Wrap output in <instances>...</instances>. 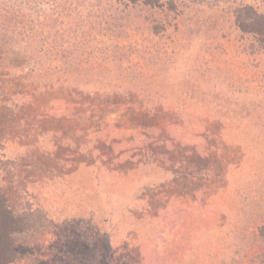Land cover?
I'll return each instance as SVG.
<instances>
[{
    "label": "rangeland",
    "instance_id": "1",
    "mask_svg": "<svg viewBox=\"0 0 264 264\" xmlns=\"http://www.w3.org/2000/svg\"><path fill=\"white\" fill-rule=\"evenodd\" d=\"M183 1L47 76L0 45V264H264V0Z\"/></svg>",
    "mask_w": 264,
    "mask_h": 264
},
{
    "label": "trees",
    "instance_id": "2",
    "mask_svg": "<svg viewBox=\"0 0 264 264\" xmlns=\"http://www.w3.org/2000/svg\"><path fill=\"white\" fill-rule=\"evenodd\" d=\"M144 2L151 10L160 14L166 11L168 15L177 14L178 4H184L183 0H47L45 5L48 10L41 11L34 17L24 14V6L17 5L13 0H0V35L4 37L0 40V45L6 43L8 39L17 41V45L22 44V48L28 50V53L25 52L24 66L28 67L31 74L40 72L39 77L47 76L66 65L67 61L79 60L75 61L76 63L91 61L100 50L99 46L103 43L97 40L96 34L98 31L96 19L99 14L97 10L91 8L101 7L103 4L144 5ZM253 7L248 8L260 12ZM65 21L68 22L65 24ZM167 23L163 25L165 29L162 28V31L166 30ZM110 32L111 29L107 31ZM2 56L1 51L0 61L3 59ZM6 69L12 71L21 67L12 66ZM7 77L15 81L12 74L0 72V82ZM0 101L3 104L9 102V93L0 92ZM261 235L263 239L261 246L264 247V233ZM237 253L239 254L238 250H235V253L222 264H240L237 262ZM262 254L264 255V252ZM97 263L99 264V261Z\"/></svg>",
    "mask_w": 264,
    "mask_h": 264
}]
</instances>
